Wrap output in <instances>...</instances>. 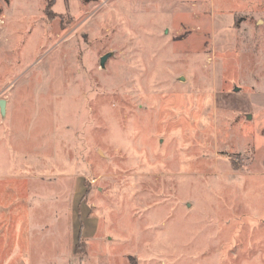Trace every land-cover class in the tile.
I'll return each mask as SVG.
<instances>
[{"label":"rangeland","instance_id":"rangeland-1","mask_svg":"<svg viewBox=\"0 0 264 264\" xmlns=\"http://www.w3.org/2000/svg\"><path fill=\"white\" fill-rule=\"evenodd\" d=\"M0 100V264H264V0H0Z\"/></svg>","mask_w":264,"mask_h":264},{"label":"crops","instance_id":"crops-1","mask_svg":"<svg viewBox=\"0 0 264 264\" xmlns=\"http://www.w3.org/2000/svg\"><path fill=\"white\" fill-rule=\"evenodd\" d=\"M26 206L28 208L29 204H26ZM38 221H39L38 219L33 221L30 220L28 217H24L22 215L15 216L14 219L11 220V229L13 230L12 240H14L13 245H11L12 254L14 257L20 253L24 254V256H27V258H24L23 264H32L33 257L32 255L31 256L29 255L30 250L34 251L36 249V252L39 253L40 255L42 254V256L48 255L49 251L51 250L53 256H56V253L53 248L54 241L52 243L51 239L46 240V236L43 235L41 231H40L41 233L40 237H38L37 234L38 232L37 225L39 224ZM80 231H82V226L80 227ZM88 236L89 234L86 237ZM21 240H25L27 242L26 250H23L21 245H19L21 243Z\"/></svg>","mask_w":264,"mask_h":264},{"label":"water","instance_id":"water-1","mask_svg":"<svg viewBox=\"0 0 264 264\" xmlns=\"http://www.w3.org/2000/svg\"><path fill=\"white\" fill-rule=\"evenodd\" d=\"M109 56H111V54H106L100 59V67L101 68L104 67L105 61L107 60V58ZM235 91L237 92L238 89H235ZM5 105H6V101L5 100H0V114H4L5 113Z\"/></svg>","mask_w":264,"mask_h":264},{"label":"trees","instance_id":"trees-1","mask_svg":"<svg viewBox=\"0 0 264 264\" xmlns=\"http://www.w3.org/2000/svg\"><path fill=\"white\" fill-rule=\"evenodd\" d=\"M47 7H48V5H47ZM47 7H46L45 11H47Z\"/></svg>","mask_w":264,"mask_h":264}]
</instances>
